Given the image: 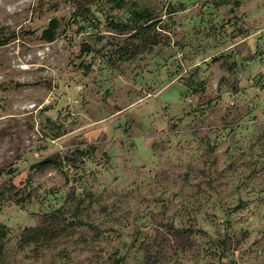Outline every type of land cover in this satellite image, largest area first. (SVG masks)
<instances>
[{
    "label": "rangeland",
    "instance_id": "obj_1",
    "mask_svg": "<svg viewBox=\"0 0 264 264\" xmlns=\"http://www.w3.org/2000/svg\"><path fill=\"white\" fill-rule=\"evenodd\" d=\"M117 1L0 0V264H264V0Z\"/></svg>",
    "mask_w": 264,
    "mask_h": 264
},
{
    "label": "trees",
    "instance_id": "obj_2",
    "mask_svg": "<svg viewBox=\"0 0 264 264\" xmlns=\"http://www.w3.org/2000/svg\"><path fill=\"white\" fill-rule=\"evenodd\" d=\"M116 7L121 8L122 7V1L119 0L116 2ZM140 17V16H139ZM146 25H143V27ZM58 27V22L56 19H51L48 24L47 27L45 29H43L42 33H41V37L45 42H51L55 39L54 35H55V30ZM7 42L6 39H2L0 40V46L4 45ZM89 68V66H88ZM54 162V159L52 158H48L45 159L41 162L35 163L33 166L37 167V168H44L46 166H49L50 164H52ZM6 233V229L4 227V225L0 224V236L5 235ZM23 233H25L27 236V233H40V231L36 228H24ZM42 233V232H41ZM29 236V235H28Z\"/></svg>",
    "mask_w": 264,
    "mask_h": 264
}]
</instances>
